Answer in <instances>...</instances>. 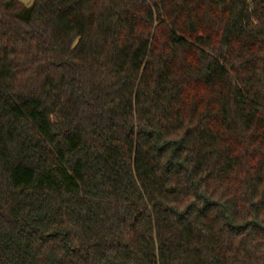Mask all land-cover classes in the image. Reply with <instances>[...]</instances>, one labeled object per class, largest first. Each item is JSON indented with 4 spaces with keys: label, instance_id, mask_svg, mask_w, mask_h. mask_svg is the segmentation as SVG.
Masks as SVG:
<instances>
[{
    "label": "trees",
    "instance_id": "1",
    "mask_svg": "<svg viewBox=\"0 0 264 264\" xmlns=\"http://www.w3.org/2000/svg\"><path fill=\"white\" fill-rule=\"evenodd\" d=\"M0 264H264V0H0Z\"/></svg>",
    "mask_w": 264,
    "mask_h": 264
},
{
    "label": "rangeland",
    "instance_id": "2",
    "mask_svg": "<svg viewBox=\"0 0 264 264\" xmlns=\"http://www.w3.org/2000/svg\"><path fill=\"white\" fill-rule=\"evenodd\" d=\"M19 1L21 2V4H23V5H25V6H28V5L31 4V2H32L33 0H19Z\"/></svg>",
    "mask_w": 264,
    "mask_h": 264
}]
</instances>
